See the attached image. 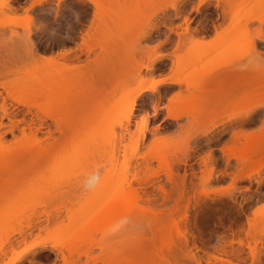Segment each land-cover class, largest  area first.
Listing matches in <instances>:
<instances>
[{"label": "rangeland", "instance_id": "374dc122", "mask_svg": "<svg viewBox=\"0 0 264 264\" xmlns=\"http://www.w3.org/2000/svg\"><path fill=\"white\" fill-rule=\"evenodd\" d=\"M97 2L107 13L103 24L89 0H0V85L6 86L0 102L13 111L0 118V167L17 154L16 172L0 170V264L45 243L43 258L51 264H251L257 256L263 262L264 157L243 161L246 154L236 152L251 136V146L264 148V110L254 107L264 101L257 55L264 51V0ZM26 37L39 57L30 55ZM157 46L171 57L167 77L174 86H157L163 103L138 126L148 114L144 105L139 116L124 118L129 97L120 106L118 100L142 73L151 69L155 80L153 71L166 69L157 63L163 55L154 53ZM187 48L191 53L183 55ZM62 51L66 57H56ZM209 70L216 71L212 79L232 73L235 85L209 88H222L215 96L206 87L202 99L197 92L208 80H191ZM70 83L77 90L67 89ZM251 109L252 120H228ZM30 119L43 120L36 133L27 128ZM90 177L96 179L87 189ZM126 193L141 198L128 200ZM187 197H202L216 210L211 227L191 228L198 206H189L185 229L184 211L175 206ZM33 250L16 264H34Z\"/></svg>", "mask_w": 264, "mask_h": 264}, {"label": "bare ground", "instance_id": "6f19581e", "mask_svg": "<svg viewBox=\"0 0 264 264\" xmlns=\"http://www.w3.org/2000/svg\"><path fill=\"white\" fill-rule=\"evenodd\" d=\"M38 1V3H40V2H42L43 0H37ZM89 1H91L93 4H94V6H96V10H95V18L96 19H98V21L100 22V24H103L102 22H103V16L104 15H106L107 13H105L104 11V9L103 8H101V6H99V4H98V2H97V0H89ZM175 9H177L178 7L177 6H175L174 7ZM94 16H93V19H94ZM107 16V15H106ZM231 18H230V20H232V21H234V20H236L237 19V15H236V13L235 12H233L232 13V15L230 16ZM117 18V17H116ZM115 18L113 17V20H114ZM95 20V19H94ZM94 20H92V24H93V21ZM111 20H112V18H111ZM115 21V20H114ZM97 22V21H96ZM116 22V21H115ZM111 24H112V22H111ZM16 25V24H15ZM15 25H13V24H7V25H4L6 28L8 27V29H10L11 27H13V26H15ZM4 26H2L3 28H4ZM98 26H100V25H97V27L96 28H98ZM112 26V25H111ZM110 26V28H112ZM1 27V28H2ZM24 28V27H23ZM99 28H101L100 29V33L99 34H101V35H106V33L108 32L107 31V28H105V27H103L102 28V26H100ZM109 28V29H110ZM155 28V25H152V27H150V29H148L147 31H145L144 33H143V36L144 37H146V36H149V34H150V31L151 30H153ZM12 29V28H11ZM10 29V30H11ZM112 30H114L113 28H112ZM117 31V30H116ZM115 32V31H114ZM118 35V34H117ZM120 36V35H119ZM118 36V37H119ZM142 36V37H143ZM29 37V36H28ZM27 38V37H26ZM35 42H33L32 41V39H31V37L30 38H27V40H26V44H28V50H29V53H30V55H32L31 57L32 58H34V55L36 56H40V54L38 53V51L36 50V44H34ZM101 44V43H100ZM99 46H103L102 44L101 45H99ZM85 48V50L86 51H90L91 50V47H87V46H85L84 47ZM189 48H187V49H185V51H184V53H183V55L186 53L187 55H188V53H191L190 52V49L188 50ZM83 50V49H82ZM85 50H84V52H85ZM66 51H62L61 53H60V55L58 54L56 57H58L59 56V58H65L66 57ZM87 53V52H86ZM89 54V53H88ZM29 55V56H30ZM87 55V54H86ZM190 55V54H189ZM38 56V57H39ZM37 57V58H38ZM77 57V56H76ZM35 59V58H34ZM76 59V58H75ZM77 59H78V57H77ZM97 60V59H96ZM183 62H184V65L186 64V66H188V65H190L192 62L191 61H188V62H186V61H184V60H182ZM183 62H182V64H183ZM258 65V64H257ZM257 66H255L254 67V69H258V68H256ZM149 68V67H148ZM259 68H261V67H259ZM77 69V68H76ZM150 69V68H149ZM151 70V69H150ZM149 70V71H150ZM74 71V70H73ZM260 71V70H259ZM264 71V70H263ZM80 72H82V71H80ZM97 72V71H96ZM214 72L216 73V71L215 70H212L211 72H210V70L206 73V75H204L203 77H195V78H193L192 80H191V82L193 83V82H197V81H202V80H204V82H205V80L208 82V84H207V82H205L204 83V91L202 92V90H201V92H197L199 95L200 94H202V96H204V94H205V91L207 92V90L209 89L208 87H209V83H210V85H213V83H215V82H213L214 81V79L212 80V75L214 74ZM227 72V71H226ZM71 73V72H70ZM98 73V72H97ZM224 73V72H223ZM223 73H222V71H221V78L220 79H222L223 77H225V78H228V80L227 79H225L227 82L225 83L224 82V84L226 85V86H223L224 87V89H225V87H226V89H229V86H231V81H232V77L234 76V75H232V73H230V72H227V73H224V76H223ZM261 73H263V72H261ZM261 73L259 72V74L261 75ZM225 74H226V76H225ZM258 74V75H259ZM72 76H75L74 75V73H72L71 74ZM257 75V76H258ZM259 75V76H260ZM264 75V74H263ZM103 75H102V71L99 69V73H98V75H97V77H99V78H101ZM218 76H220V75H218ZM262 76V75H261ZM75 78H76V76H75ZM74 78V80H72L73 82L76 80ZM189 78H190V75H188V76H186V77H184L183 78V81L184 82H186V83H189ZM217 78V77H216ZM263 78V77H262ZM262 78H260V80L262 79ZM168 79V83H173V80H171V77H169V78H167ZM258 79V78H257ZM162 80V79H161ZM259 80V81H260ZM263 80V79H262ZM222 81H223V79H222ZM70 82H71V80H70ZM76 82V81H75ZM257 82V81H256ZM140 83H141V81H139L137 84H135L134 86H132V87H129L126 91H125V98H120L119 100H118V105L120 106V105H123L126 101H127V99H128V97L130 96V93H131V91L133 90V89H135V88H138L139 86H140ZM260 83V82H259ZM75 84H78L77 82L75 83ZM165 84V83H164ZM206 84V85H205ZM233 85H235L234 83H232ZM70 85H72L71 86V88L69 87H67V85H66V87H67V89H73V90H77V88H76V86L74 85V83L72 84V83H70ZM229 85V86H228ZM1 87H3V89L4 90H6V86L3 84V85H0ZM201 86H203V85H201ZM208 86V87H207ZM228 86V87H227ZM62 87V86H61ZM92 87V86H91ZM91 87H89L90 88V90L92 89ZM206 87H207V90H206ZM232 87V86H231ZM234 87V86H233ZM203 88V87H202ZM201 88V89H202ZM235 88V87H234ZM65 89V88H64ZM66 89V90H67ZM51 89H49L48 91H50ZM89 91L90 92V90L89 89H86V91ZM211 90V91H210ZM197 91H198V89H197ZM221 91H223L222 90V88L220 89V91H218L217 89L216 90H212V89H209V94H214V96H215V94L216 93H220ZM204 93V94H203ZM201 96V95H200ZM201 96V97H202ZM205 98V96L204 97H202V99H204ZM217 98V97H216ZM213 99V98H212ZM2 100H4V99H2ZM201 102H203L201 99H199ZM217 100V99H216ZM200 102V103H201ZM210 103V102H209ZM205 104V103H204ZM211 104V103H210ZM197 105H199L198 103H197ZM207 105V104H206ZM212 105H214L213 103H212ZM196 108V107H195ZM198 108V107H197ZM209 109V108H208ZM212 109H213V107H212ZM211 109V110H212ZM210 110V111H211ZM253 111H254V109H251V110H247V111H245V112H243V113H238V114H234V115H232V116H230V117H228V120H230L231 118H250V116H251V114L253 113ZM13 112V111H12ZM12 112H11V114L8 112V109H7V106H6V103H5V101H1L0 102V118L2 119L3 117H8V119H9V117L11 116V115H13L12 114ZM155 112H156V110L154 111V113L153 114H155ZM152 114V115H153ZM10 115V116H9ZM169 115H171V114H169ZM144 116H148V114L147 115H144ZM171 116H177L176 114L175 115H171ZM48 117H50L51 119H53V120H57L58 118L55 116V115H50V116H48ZM39 120V122L36 124V122H34V120L33 119H30V122L28 123V125H27V128H29V129H34L35 130V133L37 132V131H39L40 130V127H41V125H42V119H38ZM23 121V119H19V120H15V122H16V124H19L20 122H22ZM144 123L146 122V121H143ZM2 123H1V121H0V125H1ZM33 125V126H32ZM34 125H36V126H34ZM12 129H9V131H11ZM22 130H23V128H22ZM210 132H212L213 131V129H211V130H209ZM209 131H208V133H209ZM207 133V134H208ZM2 135H3V132H1L0 133V138L2 137ZM35 136V135H34ZM206 137H208L207 135H206ZM251 139H250V141L248 140V141H246V145H243V146H241L240 148H241V150H239L238 152H236V154L238 153L239 155L241 154V153H245L246 155H243L242 157H241V155L240 156H238L239 158L241 157V158H243V161H244V159H246L247 161H248V159H250V156L252 155V156H259L258 157V160H259V158H261V157H264V148H263V146H257V145H255V146H257V147H255V146H251L252 145V141L251 140H253L252 139V136L250 137ZM253 138H255V137H253ZM248 143H250V144H248ZM251 146V147H250ZM242 147H244V148H242ZM230 148H232V147H230ZM239 149V148H238ZM228 150H230V149H228ZM237 150V149H236ZM235 150V151H236ZM233 151V150H232ZM232 151H229V152H231V153H233ZM208 153L206 154L207 156H205V158L206 159H210L211 158V156H213L212 155V150L211 149H209L208 151H207ZM241 152V153H240ZM235 153V152H234ZM13 156H12V159H11V161L10 162H7V160L5 159L4 161H2V166L0 167V170L2 171V172H9V171H11V172H16L17 170H16V168H17V165L14 163L15 161H16V159H17V154L16 153H13L12 154ZM15 155V156H14ZM251 156V157H252ZM16 157V158H15ZM214 157V156H213ZM236 157V156H235ZM237 157V158H238ZM212 159V158H211ZM210 159V160H211ZM214 159V158H213ZM215 160V159H214ZM242 160V159H241ZM6 161V162H5ZM242 161V162H243ZM250 161V160H249ZM205 162V164H206V161H204ZM260 162V161H259ZM12 165H11V164ZM244 163V162H243ZM247 163H249V162H247ZM213 164V163H212ZM259 164V163H258ZM259 165H261V164H259ZM214 165H211L209 168L210 169H212V167H213ZM240 166H243V164L241 165V164H239L238 165V167H240ZM236 170H238L237 169V167L235 168ZM241 169H242V167H241ZM213 170H215V168L213 169ZM243 170V169H242ZM210 171H212V170H210ZM209 171V172H210ZM221 173V172H220ZM219 173V174H220ZM221 175V174H220ZM210 176H211V173H210ZM213 176V175H212ZM247 177H249V175H246ZM251 176V175H250ZM214 177V176H213ZM237 177V176H236ZM236 177H235V179H236ZM95 179H96V177H94ZM93 177L91 178H88V181H86V185H85V187L87 188V189H89L90 187H92V186H94V183H95V179H94ZM238 178V177H237ZM242 178V177H241ZM244 178H246V177H244ZM250 178V177H249ZM209 179V178H208ZM247 179V178H246ZM84 184H85V182H84ZM98 184V183H97ZM124 186H125V184H124ZM127 186V185H126ZM124 187V188H126L127 190H129V188L128 187ZM128 186H130V185H128ZM84 187V186H83ZM97 187V185L95 186V188ZM95 188H93V189H95ZM92 189V190H93ZM126 189H124V191H127ZM248 188H244V190H247ZM228 192V190H221V191H219L218 193L220 194V193H227ZM231 192V191H230ZM217 193V194H218ZM124 196V198H127L128 200L129 199H131L132 198V195H130V194H128V193H126V194H124L123 195ZM131 196V197H130ZM203 197H207L208 195L207 194H204V195H202ZM260 196V195H259ZM258 196V197H259ZM130 197V198H129ZM133 198H136L137 200H139L141 197L140 196H137V195H135V196H133ZM132 198V199H133ZM233 200V199H232ZM135 202H137L136 200H134ZM183 201V203L182 202H180V201H178L177 203H176V206H175V208H176V210H180L181 208V210H183L184 211V213H183V226L184 227H186L185 229H187V227H188V218H187V215L186 216H184V214L186 213V211L188 210L189 211V209L193 206V207H196V206H198V209H197V207L196 208H194V210L195 209H197V212L198 211H200V212H202L201 213V215L199 216L198 215V213L197 212H194L195 214L193 215V217H191L192 219H191V221H189L190 222V227L192 228H197L198 230H199V227H211L210 225H211V221L213 220V213H214V211H216L215 209H213V207L212 206H209V205H202L201 203L203 202V198L201 197V198H198V199H195V198H193L192 197V199L191 198H189V197H187V198H185V200H182ZM205 201V200H204ZM180 202V203H179ZM219 202V201H218ZM182 204V205H181ZM192 204V205H191ZM203 204H205V203H203ZM189 206H190V208H189ZM262 206H264V204L262 205ZM192 207V208H193ZM212 207V208H211ZM236 208V207H235ZM218 209V208H217ZM220 209V208H219ZM218 209V210H219ZM180 210V211H181ZM233 210V209H232ZM236 210H237V208H236ZM237 212V211H236ZM215 214V213H214ZM230 214V213H229ZM224 215V214H223ZM231 216V215H230ZM235 216V215H234ZM220 218V217H219ZM190 219V218H189ZM234 219V218H233ZM247 220H248V218H247ZM231 221V220H230ZM233 222H234V220H233ZM213 223V222H212ZM238 223V222H237ZM214 224V223H213ZM234 224V223H233ZM240 227V226H239ZM38 228V227H37ZM41 228V227H40ZM197 229H196V231H197ZM123 230V229H122ZM188 231H189V229H188ZM195 231V230H194ZM196 231H195V233H196ZM197 232H199V231H197ZM264 232V231H263ZM189 233H190V236H194V233H193V231L192 232H190L189 231ZM189 235V234H188ZM201 235V234H200ZM191 237V238H192ZM192 242H194V241H192ZM35 244H32V245H30V246H28L27 248H25L21 253H19L16 257H14L12 260H10L7 264H16L22 257H24L25 255H27V254H29V252L30 251H32L34 248H35V246H34ZM199 247V246H198ZM195 244H194V249H197L198 248ZM58 253L57 254H61V253H63V252H61V253H59V250L57 251ZM251 252V251H250ZM63 255V254H62ZM62 255L60 256V257H62ZM58 256V255H57ZM259 257L260 256H257V257H254V259H251L252 261V263L251 264H263V262L261 261V258H260V260H259ZM252 258H253V256H252ZM256 258H258L257 259V261H254V260H256ZM65 260V256H64V259H63V261Z\"/></svg>", "mask_w": 264, "mask_h": 264}, {"label": "snow or ice", "instance_id": "6c2138e0", "mask_svg": "<svg viewBox=\"0 0 264 264\" xmlns=\"http://www.w3.org/2000/svg\"><path fill=\"white\" fill-rule=\"evenodd\" d=\"M169 7H175V5H169ZM219 7V6H217ZM79 19V17H77ZM71 28V24H69V30ZM66 39L69 37H65ZM264 40V36L261 37ZM165 48L157 46L154 49V53H164ZM260 57L261 64L264 65V51H261L257 54ZM150 68L151 66L148 65ZM141 76L143 79L141 80L140 86L135 88L131 91L129 99L127 101V106L124 108L123 117L130 118L133 116V112H136L139 116L140 113L143 111L141 105H144V109L147 110L148 116H143L141 119L138 120V126L143 121H146L148 117L153 114V109L158 110L159 104L163 103V100L157 99V86L159 84L168 83V79L164 78L162 80H154L151 79V72L142 73ZM254 107L260 108L264 110V101H261L259 104L255 105ZM55 244L52 245V251H55ZM35 253V260L34 264H51L50 258L49 260H45L43 257L45 253L48 251L47 243L44 245L38 246L34 250Z\"/></svg>", "mask_w": 264, "mask_h": 264}, {"label": "crops", "instance_id": "0c3cea01", "mask_svg": "<svg viewBox=\"0 0 264 264\" xmlns=\"http://www.w3.org/2000/svg\"><path fill=\"white\" fill-rule=\"evenodd\" d=\"M212 32L210 33V34H208V36H212ZM175 38V36H173L172 35V39H174ZM259 42H261V43H264V42H262V41H260L259 40ZM170 59H171V57H170V55L168 54V52L167 51H165V53H163V55L159 58V60H158V64L160 63V64H162V65H164L165 67H166V69L165 70H158V69H155L154 71H153V76H154V78H156L155 80H161V79H164L165 77L166 78H169V77H167L168 76V66H169V64H170ZM221 71L218 73V75H220V76H216V75H214L213 76V79H214V81L213 82H215V83H213V85H210V83H209V87L208 88H215L217 85H220L221 87H223V86H226L225 84H224V82L226 83L227 81L225 80V79H227L228 80V78H225V77H223L222 79H223V81H222V79H220L221 78ZM223 73V72H222ZM223 76H224V73H223ZM225 76H226V74H225ZM217 77V78H216ZM158 78V79H157ZM161 78V79H160ZM212 79V80H213ZM210 81V80H209ZM208 81V82H209ZM208 82H207V84H208ZM206 85V84H205ZM166 86H174V84H172V83H165V84H160V87L162 88V87H166ZM225 89H226V87H225ZM163 107V109H161V111H159V113H164L165 112V107H164V105L162 106ZM151 118H154V117H151ZM253 119V117H250V118H245V119H243V118H241L240 119V121H249V120H252ZM229 123H226V124H221L217 129L218 130H220V131H222V130H224V129H226V128H228L229 127Z\"/></svg>", "mask_w": 264, "mask_h": 264}, {"label": "flooded vegetation", "instance_id": "af4514ba", "mask_svg": "<svg viewBox=\"0 0 264 264\" xmlns=\"http://www.w3.org/2000/svg\"><path fill=\"white\" fill-rule=\"evenodd\" d=\"M69 40V39H68ZM70 41V40H69Z\"/></svg>", "mask_w": 264, "mask_h": 264}]
</instances>
